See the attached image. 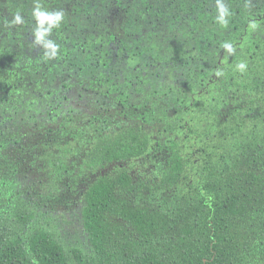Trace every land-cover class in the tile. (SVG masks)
Masks as SVG:
<instances>
[{"label":"trees","instance_id":"trees-1","mask_svg":"<svg viewBox=\"0 0 264 264\" xmlns=\"http://www.w3.org/2000/svg\"><path fill=\"white\" fill-rule=\"evenodd\" d=\"M221 2L41 0L45 60L0 0V264H264V0Z\"/></svg>","mask_w":264,"mask_h":264},{"label":"clouds","instance_id":"clouds-1","mask_svg":"<svg viewBox=\"0 0 264 264\" xmlns=\"http://www.w3.org/2000/svg\"><path fill=\"white\" fill-rule=\"evenodd\" d=\"M217 7L219 10V16L217 17L218 21L223 24L226 23L225 17L227 15V8L221 2L217 0ZM32 17L35 21V27L33 28V44L43 49V56L45 60L55 59L58 56L60 45L55 40L50 39V36L53 33L54 29H57L61 26L65 18V13L63 11L47 10L41 3V0H34V7L32 9ZM24 18L23 15L17 12L10 23L15 25L23 24ZM228 52H232V45L225 43L223 45ZM240 70L245 68L244 63L238 65Z\"/></svg>","mask_w":264,"mask_h":264}]
</instances>
